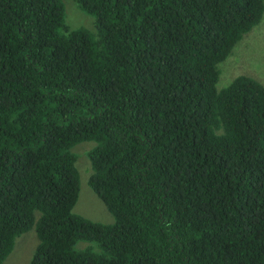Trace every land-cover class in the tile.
Masks as SVG:
<instances>
[{
	"label": "trees",
	"instance_id": "16d2710c",
	"mask_svg": "<svg viewBox=\"0 0 264 264\" xmlns=\"http://www.w3.org/2000/svg\"><path fill=\"white\" fill-rule=\"evenodd\" d=\"M76 2L97 38L0 0V264L33 229L31 264H264V85L217 88L264 0ZM84 142L112 224L74 212Z\"/></svg>",
	"mask_w": 264,
	"mask_h": 264
},
{
	"label": "rangeland",
	"instance_id": "374dc122",
	"mask_svg": "<svg viewBox=\"0 0 264 264\" xmlns=\"http://www.w3.org/2000/svg\"><path fill=\"white\" fill-rule=\"evenodd\" d=\"M65 5L66 24L71 30L84 28L96 38L98 35L96 19L85 14L76 0H62ZM219 91L227 88L239 76L251 77L264 85V18L261 23L235 46L231 55L219 65ZM93 142L78 144L73 152L77 155V169L80 173V195L74 212L87 219L103 224H112L115 219L105 204L89 185L91 165L87 153L94 147ZM39 215V214H38ZM38 217V216H37ZM39 243L35 229L16 240L15 248L5 264H31L33 254ZM86 246L80 243L79 246Z\"/></svg>",
	"mask_w": 264,
	"mask_h": 264
}]
</instances>
